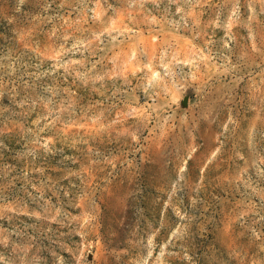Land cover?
I'll return each mask as SVG.
<instances>
[{"label":"rangeland","instance_id":"obj_1","mask_svg":"<svg viewBox=\"0 0 264 264\" xmlns=\"http://www.w3.org/2000/svg\"><path fill=\"white\" fill-rule=\"evenodd\" d=\"M0 264H264V0H0Z\"/></svg>","mask_w":264,"mask_h":264}]
</instances>
